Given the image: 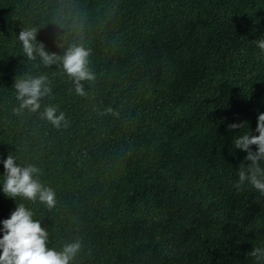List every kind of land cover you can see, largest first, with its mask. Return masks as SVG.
<instances>
[{"label": "trees", "instance_id": "16d2710c", "mask_svg": "<svg viewBox=\"0 0 264 264\" xmlns=\"http://www.w3.org/2000/svg\"><path fill=\"white\" fill-rule=\"evenodd\" d=\"M26 29L56 63L26 57ZM260 40L264 0H0V238L22 204L48 249L81 243L71 264H264V195L236 187L251 161L233 143L259 135ZM73 46L91 49L86 96L62 68ZM40 76L50 95L17 114L15 81ZM9 154L54 208L3 192Z\"/></svg>", "mask_w": 264, "mask_h": 264}, {"label": "clouds", "instance_id": "9594fccd", "mask_svg": "<svg viewBox=\"0 0 264 264\" xmlns=\"http://www.w3.org/2000/svg\"><path fill=\"white\" fill-rule=\"evenodd\" d=\"M22 42L23 53L29 60L39 56L46 67L57 62V55L45 50L43 44L36 43V29L22 30L18 36ZM257 46L264 51V40L257 42ZM91 49L83 46L69 48L61 58L62 68L75 85V92L79 96H86L83 81H94V73L89 68ZM47 76L27 78L15 81L19 108L14 111L20 114L24 109L35 113L40 107L41 98L50 95L51 88L47 86ZM111 112V108L107 110ZM42 117L53 126L59 128L65 121V114L57 115V108H45ZM245 124L233 123L230 130L242 128ZM256 132L259 135H242L234 137L235 148L247 152L246 161H251L247 169L240 167L239 189L246 181L259 193L264 195V168L260 166L264 161V113L259 114ZM252 145L257 150L252 151ZM6 179L3 183V192L10 198L22 197L35 202L37 199L51 210L56 205L55 192L41 184L34 174L40 169L35 166H18L14 157L9 154L4 161ZM3 237L0 238V264H71L81 249L79 241L65 244L61 251L50 250L47 247L48 233L39 220L33 219V213L20 204L11 213L10 218L3 222ZM254 257L264 256V249L254 248L251 252Z\"/></svg>", "mask_w": 264, "mask_h": 264}]
</instances>
